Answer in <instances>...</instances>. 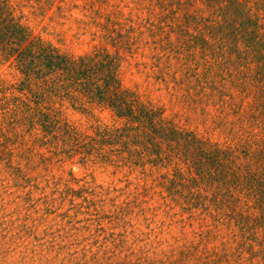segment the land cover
<instances>
[{
    "label": "clouds",
    "instance_id": "9594fccd",
    "mask_svg": "<svg viewBox=\"0 0 264 264\" xmlns=\"http://www.w3.org/2000/svg\"><path fill=\"white\" fill-rule=\"evenodd\" d=\"M113 3L119 4L120 0ZM215 3L217 8L234 4L240 10V16L232 21V38L227 51L224 43L229 40L227 36L209 41L208 55L201 50L196 56L193 44V52L182 62V67L157 63L143 68L145 80L153 74L152 67L159 69L156 87L142 96L135 91H125L113 103L118 109L126 104L128 110H120L119 114L129 115L140 122L141 128L150 130L143 132V139L132 140L139 148L132 149L125 141L119 153L103 156V161L113 169L110 175L121 173L115 184L97 178L95 168L89 166L96 164V158L89 159L77 136L67 128L56 129L62 135L49 137L44 152L33 147L43 142L33 135L39 123L33 118L43 115L38 103L33 108L25 106L19 112L13 109L0 113V264H264V199L255 198L257 193L264 198V123H251L258 119L253 116L247 126H243L241 118L230 130L221 133L215 125L208 127L210 121L206 119L204 107L200 106L199 110L196 107L206 86H215V81L222 80L225 73L231 78L230 68H236L244 77L237 65L243 63L245 70L249 68L248 46L252 47L255 59L264 60V55L260 54V49H264V0H215ZM123 5L127 10H120L121 18L128 22L129 34L133 31L130 25H137V39L143 35L139 31L142 22L146 25L152 17L168 20L180 14L182 7L185 14L189 5L203 8L202 0H187L183 4L182 0H166V4H160V8L166 9L167 15H164L147 0H123ZM241 17L244 21L251 20V30L246 23L240 26ZM14 31L15 35L0 44V52L12 55L29 43L40 48L39 29ZM173 31L178 38L199 40L202 36V33L190 35L187 26L183 32L175 28ZM248 31L250 37L245 35ZM240 37H244L243 49L239 47ZM124 39L127 40V36ZM232 52L236 53V60L231 58ZM30 59H40L39 51L31 53ZM59 59L62 62L59 66L69 74L68 79H78L79 76L74 77L72 73L84 63L83 57L79 62ZM95 59L96 56L90 57L89 64ZM23 87L32 92L26 82ZM118 92L120 84L116 81L110 98ZM249 99L251 106H255L256 97ZM133 105L138 115H132ZM188 107L191 116L187 114ZM198 111L202 138H197L195 131L187 127H195ZM56 115L59 116V112ZM260 118H264V111ZM94 119L96 126H90L85 134L88 140L114 135V140L100 143L121 142L127 125L117 127L113 121L111 131L105 124L101 132L99 119ZM213 134L223 135L224 141L220 144L211 141L209 137ZM161 143L165 146L163 149ZM221 146L228 151H222ZM153 151H163L164 157L152 159ZM101 155L102 149L98 148L97 156ZM137 166V179L143 183L154 181L153 188L163 189L164 181L168 180L176 185V195L186 198L183 189L190 193L191 188L196 187L206 196L210 194L213 203L215 197H221L218 207L228 209L233 215L235 205L241 204L244 215L236 218L225 235L218 241L213 240L211 245L206 240L201 242L198 233L178 237L169 227L175 220L174 210L170 205L165 207L169 197L163 191L159 193V203L151 208L136 201L139 186L133 184L129 176L137 172ZM125 168L127 173L123 171ZM170 172L175 175L170 177ZM201 184L206 187L201 188ZM130 201L138 204L140 215L135 220L127 215ZM158 211L164 215H157ZM148 214L150 219L146 218ZM165 216L172 219L166 221ZM116 220L120 223H115Z\"/></svg>",
    "mask_w": 264,
    "mask_h": 264
},
{
    "label": "trees",
    "instance_id": "16d2710c",
    "mask_svg": "<svg viewBox=\"0 0 264 264\" xmlns=\"http://www.w3.org/2000/svg\"><path fill=\"white\" fill-rule=\"evenodd\" d=\"M202 2L203 8L201 5H196L195 7L189 5L186 14L183 12L182 15L171 17L168 20H165L163 17L151 18V22L147 25L148 28H155L157 33L161 35L164 33H174L176 37L173 41L163 37L155 41L156 43L159 42L160 45L158 48L161 50V53H156L153 56L157 59V63H167L182 67V62L193 52V44H195L196 56L200 55L201 50L204 51L205 55H208L209 41L213 39L222 40L225 36L229 38L228 41H224L226 45L225 51H227V45L232 38V21L234 18L240 16L239 8L234 4H224L220 8H217L215 0H202ZM160 3L166 4V0H160ZM183 3H187V0H182ZM174 7L175 4H173ZM204 9H207V11H204ZM16 10L17 7L11 0H0V44L6 43L12 35H15L14 30L21 28L32 30L21 21L24 15L23 17L22 15H17ZM162 13L167 15L166 9ZM107 22H113L115 24L111 17H108ZM245 23L248 29L251 30V20L244 21L241 17L240 26L243 27ZM169 24L172 26L169 27ZM185 26H187L190 35H199L202 33L200 39L192 40L188 37L178 38L173 29L175 28L183 32ZM104 29L106 31L104 34L106 40H117V43L124 46L132 44L130 42L129 37L131 34L129 32L125 34L127 36V40H125V36L122 34H119L120 38L118 35L115 36L117 31L115 27L112 29L106 24L104 25ZM132 29L134 30V28ZM245 35L250 37V31L246 32ZM257 35H260L259 31H257ZM243 40L244 37H240L239 47L241 49L245 48ZM256 43H259V41ZM39 45L40 48L37 49L32 47L31 43L26 44L12 55L0 52V62L10 61L20 74L18 81H0V113L6 114L13 109L19 112L25 106L33 108L38 103L40 112L43 115H38L33 119L39 121L35 129L43 132V139L48 140L51 136H60L62 133L57 132L56 129L67 128L68 131H72L77 136V141L81 144L87 156H94L101 161H103V156H114L119 153L125 141L128 142L130 148H139V144H133L132 140L143 139V132L148 129L141 128L140 122L131 119L129 115L119 114L120 110H128L126 104H121L119 109L113 106V103L117 102L116 98L125 91H135L140 95L137 90L124 85L120 72L124 58L119 53V50L112 53L107 48L102 47L85 54L74 55L61 52L53 43L45 41L41 36H39ZM37 51H39L40 59L33 61L30 59V54ZM247 51L249 53L247 63L251 67L245 70L243 63L237 65L247 79L241 77L240 72H237L236 76V68H230L231 78L229 77V73H225L222 80L217 79L215 81V86L211 88L206 86L204 89L203 95L213 99L215 101L214 103L219 105L220 115L218 127L223 128L225 131H228L225 123L230 119H232L230 129L233 127L234 122L241 118L244 120L243 126H247L250 122L249 118L253 116L258 117V119L251 121V123H264V118H260V113L264 111V108L261 107V105H264V60L255 59L251 46H248ZM97 53H99L98 56L96 55ZM260 54L264 55V49H260ZM93 56H96V59L89 64V58ZM230 56L233 60L237 59L235 52L230 53ZM59 57H64L67 61L77 62L83 57L84 63L80 64L77 70L72 73L74 77L78 75V79H68V72L59 66L62 63ZM172 58L177 60L176 64L171 62ZM228 80L229 82H226ZM116 81H119L120 92L110 98V92L115 88ZM25 82L32 89V92L37 93L36 96H33L27 87H23ZM241 84H243V87H240ZM16 91L21 93V95H15ZM250 97H256L255 106H251V100L247 105L244 104L242 98ZM125 99H128V97H125ZM66 101L70 102L73 107H78L79 110L86 114L90 113L86 103L105 105L110 108L115 116L123 120V124L118 127L127 125V131L121 134V142L119 144L100 143V141L114 140V135L96 136L93 140H88L85 135L88 133L86 130H82L64 117L63 106ZM131 111L132 115H138L135 105H133ZM57 112H59V116L56 115ZM103 130L104 128L101 126V132ZM109 131H111V127H109ZM195 134L197 138L203 137L197 132ZM241 142H243V137H241ZM217 143L220 144L219 142ZM229 146L234 147V145ZM241 146L243 147V143H241ZM151 147V142H149V148ZM164 147L163 143H161V149ZM98 148L102 149L101 156H97ZM221 148L224 152L228 151L227 147L221 146ZM205 151H208V149L206 148ZM158 156L163 158L164 152H151L152 159H157ZM152 167L155 168L156 165ZM172 174L173 176L175 175L174 172ZM184 183H187V181H184ZM164 184L169 195L180 197L186 203L193 204L196 209L204 205L209 206L210 208L207 211L214 212L213 217L217 222L228 220L230 223H235L236 218L244 215L245 210L239 203L235 205V214L233 215L228 209L221 210L218 207L222 203V199L219 196L215 197L216 202L213 203V197L210 194L206 196L200 189L192 187L190 193L188 189H183L186 193L185 198V196L176 195L177 189L175 184L169 183L168 180H165ZM200 187L204 188L206 186L201 184ZM255 198L264 199L259 193L256 194Z\"/></svg>",
    "mask_w": 264,
    "mask_h": 264
},
{
    "label": "rangeland",
    "instance_id": "374dc122",
    "mask_svg": "<svg viewBox=\"0 0 264 264\" xmlns=\"http://www.w3.org/2000/svg\"><path fill=\"white\" fill-rule=\"evenodd\" d=\"M11 2L17 7L16 14L22 15V17L24 15L21 21L32 30L39 29L38 35L45 41L53 43L61 52L81 55L102 47L107 48L112 53L119 50V53L124 58L120 70L124 85L137 90L141 96L149 92L151 88L156 87L159 83L156 79V75L159 74L158 68L152 67L151 71L153 74L147 80H145L143 74V68L150 65L154 66L158 62L153 56L156 53H161V50L158 48L159 42L156 43L155 41H158L161 37L169 38L172 41L176 38L174 33H164L161 35L157 33L155 28L150 29L147 27L148 24L144 25L142 22L139 31L143 35L139 36V39H137V33L135 32L137 25L135 23L130 25L131 28H134L129 37L131 45L124 46L117 43V40H106L104 38V34L106 33L104 25L106 24L112 29L114 27L117 29L115 36L118 35L119 37V34L125 36L128 32V22L121 18L120 10H127V6L123 5V0H120L119 4H114L113 0H28L27 3H24L23 0H11ZM147 2L151 3L154 9L159 12L164 10V8H160V0H147ZM182 13L183 8L178 16L182 15ZM108 17H111L115 24L107 22ZM171 62L176 64L177 60L172 58ZM235 73L237 76L236 70ZM19 76V71L10 61L0 62V81L15 82L18 81ZM179 78V74H177V79ZM226 82H229V80ZM182 89L183 85L180 86V90ZM15 95H21V93L16 91ZM199 99L200 104L196 107L199 110L200 106H203L206 110V119L210 121L208 127L215 125L221 133L227 132L223 128L218 127L219 105L215 104V101L208 98V96L202 95ZM242 100H244L245 105L250 101L249 98H242ZM86 106L90 110L89 114L83 113L78 107L75 108L70 102L66 101L63 106V115L68 121L87 132L90 131V126L92 128L96 126V119L94 118L99 119L102 127L105 124L111 127L113 121L116 122L117 127L123 124V120L115 116L113 111L105 105L86 103ZM187 114L189 116L192 115L190 107L187 108ZM199 119L198 111L195 117L197 121L195 127L193 125H187V127L189 130H193L203 136V127L199 125ZM231 121L232 119L225 123L228 130L231 127ZM33 135L43 141L42 143L33 145V147L38 148L40 152H44L47 139H43V132L34 129ZM209 139L220 143L225 138L223 135L213 134ZM88 157L91 160L94 156ZM96 161L95 165L90 164L89 166L95 168L99 180L115 184L121 178L119 171L116 172L115 176L110 175L113 171L111 165L98 159ZM123 171L127 173L128 169L125 168ZM138 172L139 167H137L136 173H132L129 176V180L139 186L136 189V201L143 203L145 207L151 208L159 203V193L163 191L169 197L165 207L170 205L174 210L172 216L175 217V220L169 227L177 233L178 237H191L193 233H198L197 238L201 242L206 240L211 245L213 240L218 241L225 235L228 227L234 224L228 220L217 222L213 217L214 212L207 211L210 208L207 205L196 209L193 204L186 203L180 197L169 195L166 187L163 189L159 188V186L153 188L154 181L143 183L137 179ZM172 173H169L170 177L173 176ZM201 192L204 193L203 191ZM127 215L132 220L137 219L140 215L136 202H129ZM157 215L163 216L164 213L158 211ZM146 218L150 219L151 215L148 214ZM169 219H172V217L165 216L166 221ZM115 223H120V221L116 220Z\"/></svg>",
    "mask_w": 264,
    "mask_h": 264
}]
</instances>
